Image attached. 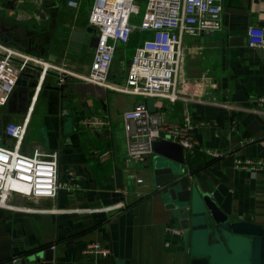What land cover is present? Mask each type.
<instances>
[{
	"label": "crops",
	"instance_id": "0c3cea01",
	"mask_svg": "<svg viewBox=\"0 0 264 264\" xmlns=\"http://www.w3.org/2000/svg\"><path fill=\"white\" fill-rule=\"evenodd\" d=\"M13 1H0V17L34 25L36 35H28L31 41L23 51L45 71L31 98L26 80L24 85L14 84L0 104V145H12L4 134L6 124L26 121L20 151H56L58 181L70 186L59 188L54 198H9L10 205L32 211L0 208V264L23 262L28 252L50 245V261L32 264H188L180 236L168 231L178 227L153 185L151 162L145 159L141 171L125 156L121 115L147 99L94 86L70 74L59 82L60 70L83 74L76 71V54L89 43L87 19L70 24L78 19L64 0L60 4L72 17L56 3L47 8L52 13L43 9L47 14L43 17L41 11L32 14ZM219 3L218 31L182 38L181 76L192 100L155 102L154 108L157 105L155 110L167 121L180 120L184 110L189 115L194 149L201 153L198 161L206 162L194 170L185 162L180 166L184 173L194 171L190 180L201 187L226 186L232 216L264 226V165L253 173L233 167L241 158L264 160V106L257 101L264 95V49L248 48L245 42L249 26L264 27V0ZM15 27L0 23V29ZM16 35L1 43L16 46ZM115 62L107 82L117 87L125 75L118 82L122 67ZM100 208L108 209L94 210ZM90 243L108 253L84 255L82 249Z\"/></svg>",
	"mask_w": 264,
	"mask_h": 264
},
{
	"label": "built area",
	"instance_id": "2783aa9c",
	"mask_svg": "<svg viewBox=\"0 0 264 264\" xmlns=\"http://www.w3.org/2000/svg\"><path fill=\"white\" fill-rule=\"evenodd\" d=\"M137 1L93 0L87 23L95 32L96 43L91 49L89 68L85 74L60 70L63 73L58 81L63 82V75L70 74L94 86L150 99L153 107L155 102L162 100L170 104L191 101L181 76L184 59L182 38L204 36L220 29L219 0H143L141 19L138 24H134L131 15L137 14ZM64 4L71 9L78 7L75 0H64ZM134 31L143 34V38L134 47L123 85L112 86L107 82V77L116 51L115 45L126 44ZM245 42L248 48L264 49V27L249 26ZM26 63L38 65L40 62L0 42V104L6 102ZM194 101L208 102L199 99ZM257 101L264 106V95ZM210 102L216 103L215 100ZM220 106L226 107L225 104ZM183 114L180 120L167 121L160 112H150L145 102H139L124 111L121 119L127 160L134 164L143 162L153 153L152 143L160 139L179 145L183 156L191 154L194 149L190 135L191 121L186 110ZM25 130L26 121L4 126V134L12 141V145H0V208L32 211L10 205L9 198H54L59 188L70 186V183L58 181L56 151L42 152L37 148L29 154L20 151ZM209 156L217 157L214 153ZM262 165L264 160L241 158L234 161L233 167L253 173ZM168 231L180 236L177 228H168ZM82 253L105 256L108 252L100 244L90 243L82 249Z\"/></svg>",
	"mask_w": 264,
	"mask_h": 264
},
{
	"label": "water",
	"instance_id": "95a60500",
	"mask_svg": "<svg viewBox=\"0 0 264 264\" xmlns=\"http://www.w3.org/2000/svg\"><path fill=\"white\" fill-rule=\"evenodd\" d=\"M86 31L91 34L88 46L92 49L96 43L95 32L90 27ZM42 71L39 65L26 63L15 85L20 82L24 85L28 80L31 98ZM145 105L150 112L155 111L152 100L147 99ZM27 108L28 104L23 108V115ZM152 152L158 156L149 166L153 185L180 230L188 264H264V226L232 216L231 193L227 187L222 184L201 187L198 181L190 180L194 171L184 173L181 169L184 158L176 143L154 141ZM50 252V246L35 249L20 262L50 261ZM13 262L20 264L19 260Z\"/></svg>",
	"mask_w": 264,
	"mask_h": 264
},
{
	"label": "rangeland",
	"instance_id": "374dc122",
	"mask_svg": "<svg viewBox=\"0 0 264 264\" xmlns=\"http://www.w3.org/2000/svg\"><path fill=\"white\" fill-rule=\"evenodd\" d=\"M0 1H3V0H0ZM79 1V7L75 10H71L70 12L74 13V15L76 16V19H78L77 22H75L74 20L73 21H70L71 23L70 24H78V23H82L83 20L86 18L87 19V15H88V11L93 3V0H78ZM14 4L16 5H19L20 6H24V8H27L29 9V11L36 14V11H41V13L43 14L44 10L43 9H49L51 7V5L53 3H56L58 8L60 9H64V13L70 17H72V13L68 12L66 10V8H63L60 4V0H15L13 1ZM6 7L8 6V3H3L2 7ZM0 7H1V3H0ZM137 14H133L131 15V18H132V22L134 24H138L140 19H141V16H142V13H143V10H144V1L143 0H138L137 1ZM47 9V10H48ZM49 13H52L53 11L51 10H48ZM79 12V13H78ZM40 14H37V18H39ZM43 17L47 16V14L44 13V15H42ZM41 19V17H40ZM51 19V18H50ZM48 20V22H51V20ZM8 19H6V21L4 19H2L0 17V23L3 22L5 25H16L18 28H20L22 31H24V34H23V37L22 38H19L17 41L19 42L16 46H12L10 45L9 48L13 51H16V52H21V53H24L23 50H25V46H26V36L30 35L31 33H33V35H36V33H34L33 31V27L34 25H31V22L30 21H21V23H13V22H10V21H7ZM43 20V19H41ZM30 24H27L29 23ZM33 23H39L37 21H33ZM45 22H41L40 25L44 24ZM84 24V23H83ZM57 25V24H56ZM89 34V33H88ZM3 37L2 35L0 36V38ZM35 38L38 39L37 36H33L32 40ZM3 39H0V42L2 41ZM4 41V40H3ZM136 44H131V45H125V44H121V43H116V51H115V54L113 56L114 58V61H112V64H111V68H112V71H114L113 68H115V61H118V62H121V60H130L131 59V56H132V53H133V50H134V47H135ZM67 48V47H66ZM64 50H67V49H64ZM91 51V49L88 47V46H85L83 47L79 52L78 54H76V57L78 58V62L76 63V71L77 72H80V73H83L85 74L88 70V66L90 64V61H91V58H92V54L89 52ZM120 66L119 67H122L120 70H119V75H118V82H122L123 81V77L125 74V71H126V66H123L122 63H119ZM127 64V62H126ZM117 68V66H116ZM137 98H141L140 96H136ZM135 98V97H134ZM163 102L167 103V104H170L168 103L167 101L165 100H162ZM12 141H10V144H11ZM158 158V156H156L154 153H151L149 154L147 157H146V160L148 159L149 161L148 162H153L154 160H156ZM145 160V161H146ZM145 161L143 162H140V163H136L134 165H136V167L138 169H141L144 170L142 168V163H144ZM146 170V169H145Z\"/></svg>",
	"mask_w": 264,
	"mask_h": 264
},
{
	"label": "trees",
	"instance_id": "16d2710c",
	"mask_svg": "<svg viewBox=\"0 0 264 264\" xmlns=\"http://www.w3.org/2000/svg\"><path fill=\"white\" fill-rule=\"evenodd\" d=\"M142 38H143V34H141L140 32L134 31L130 35V37L128 39V42L125 45H131V44H136L137 45ZM113 60H114V58H113ZM128 61L129 60H123V61H121L119 63H122V65L125 66L126 62H128ZM199 153L200 152H198L197 149H193L191 154H186L185 155L184 162L186 163V165H187L189 170H194V169L206 164V162H204L202 160L204 158H202L200 162L198 161ZM202 155L204 156L203 153H202Z\"/></svg>",
	"mask_w": 264,
	"mask_h": 264
},
{
	"label": "flooded vegetation",
	"instance_id": "af4514ba",
	"mask_svg": "<svg viewBox=\"0 0 264 264\" xmlns=\"http://www.w3.org/2000/svg\"><path fill=\"white\" fill-rule=\"evenodd\" d=\"M0 33L4 37V38L2 37L4 41H7V37L10 36V35L12 37H14L17 34L16 36H19V38L23 37L22 30L19 29V28H16V27L12 28L10 30H8V28L7 29H4V28L0 29ZM30 41H31V38L29 36H26L27 44H30ZM28 46H30V45H28Z\"/></svg>",
	"mask_w": 264,
	"mask_h": 264
}]
</instances>
